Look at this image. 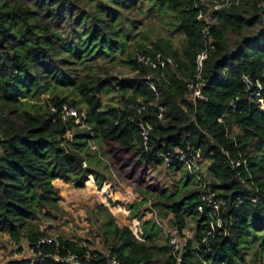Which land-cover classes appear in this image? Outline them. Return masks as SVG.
Here are the masks:
<instances>
[{
    "label": "trees",
    "instance_id": "obj_1",
    "mask_svg": "<svg viewBox=\"0 0 264 264\" xmlns=\"http://www.w3.org/2000/svg\"><path fill=\"white\" fill-rule=\"evenodd\" d=\"M262 1L243 0L206 23L198 18L199 0H0V233L42 252L9 264H65L44 254L63 258L70 252L88 264H109L112 257L120 264L149 261L161 227L143 218L148 202L180 231L195 222V238L180 264H254L264 255V111L254 105L243 79L264 80ZM144 18L167 19L172 32L183 36L182 45L137 32ZM205 49L201 76L208 85L193 103L189 83L197 81V57ZM139 53H160L174 63L154 69L137 60ZM118 66L135 74L119 76ZM111 93L118 94L116 103L104 99ZM43 94H50L44 102ZM129 102L146 109L139 115L124 108ZM156 102L165 108L164 120ZM62 103L83 114L81 123L52 111ZM140 117L152 126L150 151L143 148ZM188 147L209 161L211 179L205 183L226 207L209 245L202 243L210 228V218L199 211L202 184L184 162L171 166L181 164L194 177L189 187L170 191L147 178L151 166L163 164L158 150ZM224 150L246 165L224 163ZM115 164L143 199H119ZM58 178L104 193V203L87 209L102 249L92 248L90 238L65 235L36 248L48 234L34 220L66 212L54 184ZM119 208L138 230L116 222ZM159 247L167 253L165 264H176L169 244Z\"/></svg>",
    "mask_w": 264,
    "mask_h": 264
},
{
    "label": "built area",
    "instance_id": "obj_2",
    "mask_svg": "<svg viewBox=\"0 0 264 264\" xmlns=\"http://www.w3.org/2000/svg\"><path fill=\"white\" fill-rule=\"evenodd\" d=\"M243 0H199L196 7L198 9V18L206 23H212L214 21V14L222 9L231 8L233 6L239 5ZM260 6H264V0L260 3ZM205 32L208 33L206 27ZM208 57V50L205 49L197 57V81H191L189 83V99L194 103L197 99L203 98V93L201 86H207L208 81L203 79L201 76V69L203 68L204 60ZM137 60L139 62L148 64L150 67L157 69L159 67H164L166 63L173 64L174 60L171 57L163 56L160 53L156 54L155 57L146 55L145 53H139L137 55ZM264 77V73L262 75ZM245 84L247 85V91H249V96L253 100L254 105L261 111H264V80L261 78L253 79L250 75L244 76ZM155 89L154 86H152ZM158 118L164 120L165 108L162 104L155 103ZM231 109L235 111L238 107L237 103L232 102L230 104ZM124 108L141 115L146 109V105L140 103L129 102ZM52 111L59 113L63 120H68L74 118L77 123H81L84 119L83 114H80L76 107L68 104L62 103L60 107L53 106ZM228 112L224 113L227 115ZM140 127V133L142 137V143L144 151H150L153 148V139L151 138L152 126L145 121L142 117L136 119ZM225 154L224 163L228 164L232 168H238L242 165H246L247 161L241 157L233 156L229 151H223ZM157 157L163 161L166 166H171L178 161L184 162L188 171L196 177L199 183L202 184L203 191V203L199 207L200 212H205L210 218V225L207 233L202 236V243L209 245L210 239L214 237L215 230L217 227L223 225L222 212L225 210V203L218 197L217 192L212 190L205 183L204 176L202 174V163L203 155L200 149H194L193 147H188L186 150L178 149L176 151L171 150H158L156 152ZM255 201V199H254ZM168 244L171 248L173 256L176 260V264H180L186 254L191 238L185 232L180 231L177 227H172L167 232ZM57 238L51 235H46L41 237L37 243L36 248L39 249L41 246L50 243H57ZM34 258L42 257V252H35L31 249ZM46 256L52 257L56 260H62L65 264H88L84 257L79 253L70 252L65 257L61 258L56 254L47 253ZM109 264H120L119 260L115 257L110 258Z\"/></svg>",
    "mask_w": 264,
    "mask_h": 264
},
{
    "label": "rangeland",
    "instance_id": "obj_3",
    "mask_svg": "<svg viewBox=\"0 0 264 264\" xmlns=\"http://www.w3.org/2000/svg\"><path fill=\"white\" fill-rule=\"evenodd\" d=\"M133 15H136L138 18H142L141 13H138V11L134 12ZM142 21L143 23L142 25H139V27L137 28V32L142 30L144 31V33H147L148 36L152 39H155L157 37H165L171 39L177 46L182 45L183 36L181 34L172 32L173 27L169 24V21L167 19L158 20L156 18L151 20L149 18H144ZM147 34L145 35L147 36ZM102 63L108 64L104 60H102ZM117 69L119 76L125 77L135 74L123 67L118 66ZM47 94H43L40 97V100H42V102L45 101L46 97L50 96V94ZM118 98V94L114 93L104 95V99L106 101H113L115 103L118 101ZM118 105H122V103H119ZM208 165L209 161L204 159L202 163V173L207 181L211 179V175L208 172ZM114 166L115 167H113V171L116 173L115 175L120 179L118 181V186L121 191L125 192L128 188L134 189V186L126 181L125 177L121 176V171L118 169L116 164ZM143 167V162L139 163L137 166L138 169H142ZM147 178L156 186L161 188L167 187L170 191H175L184 186L189 187L195 182L194 177L187 176L182 165L172 167L166 166L164 164H157L156 166H151L147 174ZM56 180L57 179H55L54 181ZM65 183L66 184H63L62 187H57L60 188V203L63 205L66 212L63 215H58V217L55 219L48 218L41 214L37 219L34 220V223L36 225L39 224L42 230H45L48 235H51L53 237H57L58 235H65L69 237H75L78 240L90 238L94 242L91 245L92 248L95 246L102 249L100 238L94 236V234H96V229L95 227L93 228L92 223L87 218V209L90 207H95L96 205L89 206V200H87V198H85L83 195L78 194L79 190L76 189L77 187L73 183ZM83 188H85V192H87V190L89 189L87 187ZM119 197H121V195ZM144 206V215H147V217H149L150 219H154L155 221L163 224L164 227L162 231H164L165 242H167L168 244L167 232L172 227L175 228V226H172L167 219L161 217L156 210L155 211L157 213L154 212L153 215H150L151 209L149 208L148 204ZM76 208H85V212H78ZM72 210L76 211L72 212ZM157 227L158 226H154V229H157ZM91 229L92 231H90ZM185 232L191 239L195 238L196 225L194 221H189L187 227L185 228ZM22 251L23 250H21L17 244L12 242L9 237L4 238V234L0 233V264H9V261L14 258L16 260L18 258L20 259V253H22ZM254 264H264V255H259L257 260L254 261Z\"/></svg>",
    "mask_w": 264,
    "mask_h": 264
},
{
    "label": "crops",
    "instance_id": "obj_4",
    "mask_svg": "<svg viewBox=\"0 0 264 264\" xmlns=\"http://www.w3.org/2000/svg\"><path fill=\"white\" fill-rule=\"evenodd\" d=\"M179 165H181V164H179ZM54 184L56 186L62 187V185L66 184V183L62 179L58 178L56 181H54ZM76 189L79 190L78 194L83 195L85 198H87V200H89V206H94L97 203H104L105 202L106 198L104 196V193L102 191L98 190L97 188H95V189L89 188L90 190L86 189L87 192L84 191L85 188H83V187H77ZM120 195H121V197L119 198L120 200H126V199L141 200V199H143V197L139 194V192L134 191V189H131V188H128L125 192L121 191ZM92 201H93V203H92ZM147 204L151 205V202H148ZM76 210L78 212H85V208H82V209L76 208ZM76 210H72V212H75ZM150 212H151L150 215L154 214V212L152 210H150ZM114 215H115L116 222L121 227L128 225L133 230H138V228H137L138 225H137L136 221L130 217V215L127 211L119 208L115 211ZM143 218L146 220H151L149 217H147V215H144ZM156 222L161 227V233H160L159 240L156 242V245L154 244V246H153V248L155 250V254L151 260L143 262L142 264H165V262H166L167 253L159 247V246H164L165 244H167V242H165L164 231H162L164 226L162 223H160L158 221H156ZM8 237H9V235L4 234V238H8ZM162 237H163V240H162ZM18 246L20 247L21 250H23L22 253H20V259L25 260V259H32L33 258V253L30 250L29 244L24 243L22 246H20V245H18ZM14 260H16V259L15 258L11 259L9 262H12Z\"/></svg>",
    "mask_w": 264,
    "mask_h": 264
}]
</instances>
